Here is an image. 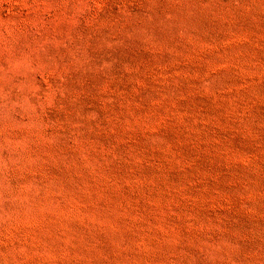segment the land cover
I'll return each instance as SVG.
<instances>
[{"label": "rangeland", "instance_id": "obj_1", "mask_svg": "<svg viewBox=\"0 0 264 264\" xmlns=\"http://www.w3.org/2000/svg\"><path fill=\"white\" fill-rule=\"evenodd\" d=\"M0 264H264V0H0Z\"/></svg>", "mask_w": 264, "mask_h": 264}]
</instances>
